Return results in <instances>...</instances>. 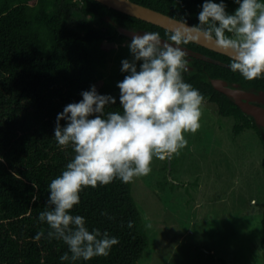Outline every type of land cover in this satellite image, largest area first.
Wrapping results in <instances>:
<instances>
[{
    "label": "trees",
    "instance_id": "16d2710c",
    "mask_svg": "<svg viewBox=\"0 0 264 264\" xmlns=\"http://www.w3.org/2000/svg\"><path fill=\"white\" fill-rule=\"evenodd\" d=\"M133 1L193 25L199 24L198 14L205 2ZM224 2L226 11L234 14L238 8L234 0ZM106 15L167 39L172 33L97 0H0V264H137L148 247L133 194L135 179L128 184L116 179L107 186L86 188L71 213L83 216L89 230L99 229L118 238L107 257L61 261L68 252L62 241L34 239L42 229L47 237V225L39 214L46 210L50 182L73 157L71 147L62 150L54 138L58 114L68 104L80 102L82 92L92 86L99 94L116 98L117 104L106 112L122 110L117 85L128 75L121 68L123 60H132L131 39L108 23ZM182 45L222 62L197 58V72L183 73L184 81L214 104L221 116L233 120L234 136L252 129L264 148L253 118L207 82L209 77H222L264 90V77L246 81L230 70L229 56L191 40ZM61 125L66 126V121ZM261 164L264 171V154ZM261 224L264 233V215Z\"/></svg>",
    "mask_w": 264,
    "mask_h": 264
},
{
    "label": "clouds",
    "instance_id": "9594fccd",
    "mask_svg": "<svg viewBox=\"0 0 264 264\" xmlns=\"http://www.w3.org/2000/svg\"><path fill=\"white\" fill-rule=\"evenodd\" d=\"M234 2L238 8L229 14L224 0H205L199 24L179 23L168 37L171 43L162 41L158 32L133 35L128 45L132 60H123L121 68L128 75L117 85L121 111L106 112L117 104L116 98L92 86L82 92L80 102L58 114L54 138L62 150L71 147L73 157L50 182L46 210L39 214L47 237L42 229L34 239L62 241L68 252L61 261L107 257L119 243L106 231L89 230L83 216L71 214L86 188L116 179L128 184L149 175L154 158L165 161L178 155L187 147L185 133L198 131L204 97L183 79L190 69L181 44L203 41L227 54L230 70L246 81L264 77V2Z\"/></svg>",
    "mask_w": 264,
    "mask_h": 264
},
{
    "label": "rangeland",
    "instance_id": "374dc122",
    "mask_svg": "<svg viewBox=\"0 0 264 264\" xmlns=\"http://www.w3.org/2000/svg\"><path fill=\"white\" fill-rule=\"evenodd\" d=\"M201 111L187 147L135 178L148 238L137 264H264L262 142L252 129L234 136L207 100Z\"/></svg>",
    "mask_w": 264,
    "mask_h": 264
},
{
    "label": "water",
    "instance_id": "95a60500",
    "mask_svg": "<svg viewBox=\"0 0 264 264\" xmlns=\"http://www.w3.org/2000/svg\"><path fill=\"white\" fill-rule=\"evenodd\" d=\"M97 1L101 2L102 4L106 5L109 8L134 16V18L135 17L140 18L142 20L158 25L170 31H173L174 28L179 23L184 22L183 20L174 18L168 14H165L151 7L136 3L133 0H97ZM105 20L108 23L112 24L121 35L128 37L130 39H132L133 35H143L145 32H151L146 29H137V28L125 26L115 21L110 15H106ZM187 24L189 27L195 26L190 23ZM160 37L162 41L171 43L169 39L162 36ZM191 41L201 46H204L208 49H211L213 51L225 54L203 41L197 39H192ZM180 47L186 52V60L188 61V66L190 69V71L186 73L188 75H193L194 73L197 72V69L194 65V62L197 58L222 64L220 60H215L199 51H195L182 44L180 45ZM207 82L211 84L212 88L226 94L235 104H237L242 109V111L247 116L253 118L254 123L257 125L258 129L260 130L262 138L264 140V90L255 89L254 87L247 88L244 87L239 82L230 81L222 77H209L207 79Z\"/></svg>",
    "mask_w": 264,
    "mask_h": 264
},
{
    "label": "flooded vegetation",
    "instance_id": "af4514ba",
    "mask_svg": "<svg viewBox=\"0 0 264 264\" xmlns=\"http://www.w3.org/2000/svg\"><path fill=\"white\" fill-rule=\"evenodd\" d=\"M185 59H186V56H185ZM261 133V132H260ZM262 136V135H261Z\"/></svg>",
    "mask_w": 264,
    "mask_h": 264
}]
</instances>
